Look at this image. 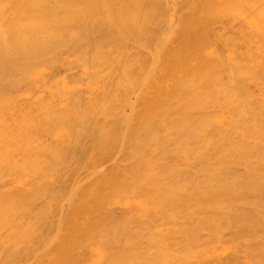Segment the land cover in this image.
<instances>
[{"label":"bare ground","instance_id":"1","mask_svg":"<svg viewBox=\"0 0 264 264\" xmlns=\"http://www.w3.org/2000/svg\"><path fill=\"white\" fill-rule=\"evenodd\" d=\"M215 1L0 0V183L28 185L18 211L0 193L2 264H264V64L209 47L206 21L240 3ZM69 56L93 94L56 80ZM131 201L146 213L117 216Z\"/></svg>","mask_w":264,"mask_h":264},{"label":"rangeland","instance_id":"2","mask_svg":"<svg viewBox=\"0 0 264 264\" xmlns=\"http://www.w3.org/2000/svg\"><path fill=\"white\" fill-rule=\"evenodd\" d=\"M217 1H219V2H221L222 0H217ZM217 1H215V3H217L218 5H220ZM227 2H230V0H226ZM225 0L224 1H222L221 3H222V5L223 4H225V2H226ZM246 1V2H245ZM247 1H249V0H240V3L238 4V7H236L235 8V10L236 9H238V11L240 12H237V11H235L234 10V7L232 8L234 11H232L231 9H230V7H228L227 6V4L228 5H230L229 3H227L226 4V8L228 7L232 12H230V11H226V10H223V12H224V14H226L225 12H228L226 15H224L223 13H221V14H219V16L220 15H223V17H222V19H219V18H217V17H219V16H217L216 18L218 19L217 20V22H215V15L214 16H212V14L210 15L209 13H212V12H208V14L210 15V16H212L213 18H214V20H212V17L208 20V21H206V22H211L212 23V25H213V23L215 24L214 26H212V27H210L211 28V30H214V32L213 31H211V33H212V40L210 39V42H211V44L209 45V47L211 48V46H212V50L213 51H215V50H217L216 52H222L223 50H221L222 48H218L217 47V45L216 44H220V46L222 45V47L224 48V50H225V53L223 52L222 53V55L224 54L225 56H226V58L227 57H233V56H237V52H238V57H240L241 55L242 56H245L246 58H248V59H254V54H255V57H256V55H257V57L259 58V60H258V63H256L257 65L255 66L256 67V69H259V68H261V66H263L262 64H264V62H263V59L262 58H260V57H264V50H262V49H260V50H262V54H260V50H259V48L261 47L262 48V46H261V43H264V39H261V38H264V37H262V36H264V22H261V24H260V21H262V15L264 16V14H262V13H264V11L262 10V11H257V9H259L260 7H261V9L264 7V5H262L261 6V4H257L256 6H258V7H256L255 6V2H256V0L254 1H252V2H250V3H247ZM260 1V0H259ZM258 1V3H260ZM237 2H239L238 0H237ZM263 2H264V0H263ZM262 2V3H263ZM231 3V2H230ZM247 4L248 6H252L251 8H249V9H252V10H248L247 11V9H248V7L247 6H243V8H244V10L245 11H247V16L246 15H243L244 13H243V11H242V8L241 9H239V5H243V4ZM255 3V4H254ZM237 4H235L236 6H237ZM244 4V5H245ZM250 4V5H249ZM252 4V5H251ZM264 4V3H263ZM232 5V4H231ZM257 8H255L254 6ZM214 6V5H213ZM215 7V6H214ZM220 7H222V6H220ZM225 6L223 5V8H224ZM232 7V6H231ZM241 7V6H240ZM217 8H219V7H217ZM227 8V9H228ZM254 8H255V10L257 11V12H259V13H257L258 14V17H260V20H259V18L256 16V15H254V17H253V15L252 14H255V10H254ZM216 9V8H215ZM222 9V8H221ZM225 9V8H224ZM264 9V8H263ZM214 11V10H213ZM216 11H218V10H216ZM220 11H222V10H220ZM244 11V12H245ZM253 11H255V12H253ZM180 12V13H179ZM230 12V13H229ZM250 12H253L251 15H250ZM215 14H216V12H214ZM213 13V14H214ZM218 13V12H217ZM220 13V12H219ZM249 13V14H248ZM174 15V14H176V15H180L181 14V10L180 9H177L176 11H174L172 8H169V12H168V15ZM246 14V13H245ZM209 15H207L206 17L208 18L209 17ZM226 16V17H225ZM246 16V17H245ZM256 16V17H255ZM206 18V19H207ZM255 18L256 19H258V21H256L255 20ZM224 19V20H223ZM239 19H241L240 20V22L239 23H237L236 21L237 20H239ZM252 19H254L255 21H253ZM264 19V18H263ZM220 20V22L218 23V21ZM250 21H252L251 23H250ZM258 24H257V23ZM210 23V24H211ZM252 23H254V24H252ZM235 24H238V26L236 25L235 26ZM209 25V24H208ZM224 25V26H223ZM251 25V26H250ZM255 25V26H254ZM228 27V28H227ZM242 27H244V29L242 28ZM261 27H262V29H261ZM256 28H257V30L261 33L262 31V35L256 30ZM235 29V30H234ZM228 30H230V31H232V32H235L236 34H241V35H238V36H240V40L239 39H233L232 37H235L234 35H236V34H234V35H232V37L230 36L231 34V32L229 33V31ZM234 30V31H233ZM249 30H251V35H252V38H250V31ZM245 32H248L247 34L249 35V37H248V39H249V42L248 41H244V39H247L246 37L248 36ZM216 33V34H215ZM224 33H226V35H224ZM233 34V33H232ZM244 35V36H243ZM245 35H247L246 37H245ZM211 36V35H210ZM216 36H217V38H216ZM237 35H236V37H238ZM243 36V37H242ZM255 36V37H254ZM241 37L243 38V39H241ZM245 37V38H244ZM231 38V39H230ZM247 39V40H248ZM242 40V41H241ZM263 41V42H260V41ZM255 41V42H254ZM259 41V42H258ZM228 42H230V43H228ZM239 42V43H238ZM257 42V43H256ZM253 43V44H252ZM256 43V44H255ZM227 44H228V46H227ZM230 44V45H229ZM238 45H239V48H238ZM243 45V46H242ZM257 48L258 47V49H256V50H254L253 51V49H255V47ZM263 45V44H262ZM219 46V45H218ZM229 46H232V47H229ZM248 46V47H247ZM215 47H217V48H215ZM250 48H252V51H251V49ZM238 49V50H237ZM264 49V48H263ZM228 50V51H227ZM248 50H250V52H248ZM230 51V52H229ZM237 51V52H236ZM255 51H257L256 53H253V52H255ZM231 53V54H230ZM243 53V54H242ZM252 53H253V55H252ZM220 54V53H219ZM227 54V55H226ZM258 54H260V57H259V55ZM253 57V58H252ZM77 60V61H76ZM262 60V61H261ZM67 61V62H66ZM82 61V62H81ZM76 63L77 65L73 68L72 66H74V65H70V63ZM84 61L82 60V59H78L77 57H75V56H69L68 58H67V60H65L64 62H62V63H60L59 65H61V66H58L57 68H59V69H54V75H55V73H56V70H58L59 71V73L57 72L56 74L57 75H55L56 76V80L57 81H61V80H66V81H68L70 84H74V81L77 79V75H78V73H79V75H78V77L80 78L81 76H82V78H78V80L79 81H81L82 83H83V88H84V90H86V91H88L90 94H93L94 92L93 91H90V89L88 88V86L86 87V84H88V82H89V78H90V72L86 69V67H84V66H86L85 65V63H83ZM261 62V63H260ZM65 63V64H64ZM66 63H68L70 66H66V68H65V65H66ZM71 63V64H72ZM73 63V64H74ZM82 63V64H81ZM260 63V64H259ZM67 64V65H68ZM81 64V65H80ZM80 65V66H79ZM83 65V66H82ZM260 67H259V66ZM77 66H79V67H77ZM259 68H258V67ZM62 67V68H61ZM69 67H71V70H69ZM64 68V69H63ZM63 69V70H62ZM262 69V71H261V73L262 72H264V67H262L261 68ZM69 71H71V72H69ZM84 72V73H83ZM71 73V74H70ZM73 73V74H72ZM65 74V75H64ZM68 74H69V77H68ZM85 74H86V76H85ZM59 75V76H58ZM76 75V77H74ZM263 75V74H262ZM59 78H58V77ZM60 76H63V77H60ZM67 76V77H66ZM71 76V77H70ZM66 77V78H65ZM73 77H74V79H73ZM84 77H85V79H84ZM68 78V79H67ZM264 76L262 77L261 76V79L260 80H254L255 82L253 83V82H250L249 83V87H250V90H251V92L252 93H254L255 94V96H256V98L258 99V102L259 103H264V96H261V94H262V88H264ZM60 79V80H59ZM73 81H72V80ZM82 79V80H81ZM256 84H258V85H256ZM43 86V85H42ZM38 87H40L39 85L36 87V89H35V91H37V92H34L33 91V93H36V94H30L31 96H33L32 97V99H35L36 97L37 98H39V97H44V95L45 96H47L46 98H50V96H51V91H49V90H51V89H49V88H47L46 89V87H44V88H38ZM262 87V88H261ZM261 88V89H260ZM42 90V91H41ZM48 90V91H47ZM41 93H43V94H41ZM46 93V94H45ZM49 96H48V95ZM37 95V96H36ZM40 95H42V96H40ZM260 95V96H259ZM262 95H264V93L262 94ZM25 96H27L26 94H25ZM36 96V97H35ZM36 98V99H37ZM13 111H14V109H12ZM13 111H11L12 113H13V115L15 114V116H16V112L17 113H20V116H23V113H21V111L23 112V109H21V110H19V112L18 111H16V109H15V113L13 112ZM12 115V116H13ZM14 117V116H13ZM13 117L11 118V121H14V122H18L19 123V121H21V117H19V115L17 116V117H14V118H18V119H20L19 121H18V119L15 121L14 119H13ZM0 119H1V117H0ZM13 119V120H12ZM2 120H0V124H2V122H1ZM11 121H8V122H11ZM4 122V121H3ZM8 122H7V124H8ZM16 122V124L20 127L21 125H22V123L19 125L18 123ZM16 124H12L13 126H15ZM6 126V125H5ZM12 126V127H13ZM17 126V127H18ZM2 127V128H1ZM1 127H0V130H2L3 129V126L1 125ZM17 127H13V130L16 128L17 129ZM22 128V127H21ZM16 129H15V131H16ZM18 130V129H17ZM21 135V134H20ZM23 135V134H22ZM9 137H11V136H9ZM20 138H22L21 136H19ZM19 138V139H20ZM20 142H21V139H20V141L19 142H17L18 143V145H21L20 144ZM17 145V144H16ZM21 151V150H20ZM17 153H18V151H16ZM15 152V153H16ZM16 153V154H17ZM19 153H21L22 154V151L21 152H19ZM18 153V154H19ZM20 154V155H21ZM22 156V155H21ZM16 158H17V160H16ZM16 158H15V154H14V159H13V161L15 160L16 162H13V164H15V163H17V162H20L21 161V157L19 156V158L16 156ZM20 160V161H19ZM5 165H7V164H5ZM5 165H3V167H5ZM8 166V165H7ZM7 168V167H6ZM6 168H3V170L5 169V171L6 170H11V169H13V167L11 168V167H8V169H6ZM11 168V169H10ZM9 172V173H8ZM7 173L8 174H6L7 176H5V177H7L6 179H5V177L3 178V180H2V182L0 183V185L2 186V188L0 187V193L2 192V191H4L5 190V193H3L2 192V195L4 196H0L1 198H3V199H5L6 200V197H7V194H8V190H9V192H10V197H13L14 195H16L15 197H17L16 199L19 201H17L16 200V203L15 204H17V205H15V206H17V207H15L16 208V210H17V208H19L20 206H21V204H22V208H23V203H21L22 201H21V199L23 200V195L22 194H20V196H19V193H18V191H20V193H26V190H27V184H26V182H25V180H23L22 178H23V175H22V173H21V170H18V171H16V174H15V171H13V173H14V175H11L12 174V172H10V171H8ZM11 173V174H10ZM9 174H10V176H9ZM20 175V176H19ZM13 176V177H12ZM16 176H17V178H16ZM22 176V177H21ZM84 176V177H83ZM89 176V173L87 172L86 173V171H84V172H82V173H80L79 174V181L81 180V177H82V181L84 182V179H87V178H85V177H88ZM12 177V178H11ZM15 178V179H14ZM4 179H5V181H7V182H3L4 181ZM12 179H14V180H12ZM60 179V178H59ZM12 182V183H11ZM2 183H3V185H2ZM11 183V184H10ZM17 184V185H15V184ZM25 183V184H24ZM10 184V185H9ZM14 184V185H13ZM21 184V185H20ZM12 185V186H11ZM24 185V186H23ZM8 186V187H7ZM11 188H10V187ZM21 187V188H20ZM69 188L71 187V185L70 186H68ZM5 188V189H4ZM17 188V189H16ZM7 189V190H6ZM15 189V191L16 190H18L17 192H16V194L14 193V195H12V193L14 192H12L11 190H14ZM2 190V191H1ZM7 193V194H6ZM17 193H18V195H17ZM1 195V194H0ZM22 195V196H21ZM8 196H9V194H8ZM19 196V197H18ZM15 197H13V198H15ZM0 198V199H1ZM8 198V197H7ZM9 200V199H8ZM48 201V200H47ZM15 202V199H13V203ZM20 204L19 206H18V203ZM135 201H131V202H129V203H125V204H117L116 205V208H115V213H116V215L117 216H120V215H123V214H126L127 212V214H131V213H137V216L138 215H144L145 213H146V210L144 209V207H143V205H140V201L139 202H135L137 205H135V203H134ZM133 206H132V205ZM14 205V204H13ZM134 206H137V208L135 207V208H128V207H134ZM14 207V206H13ZM125 207H126V209H125ZM22 208H20V209H22ZM124 208V209H123ZM128 208V209H127ZM14 209V208H13ZM141 209V210H140ZM145 211H144V210ZM15 209H14V211L16 212V213H18V214H15V216H17V218L20 216V217H23V212H21V211H19V212H17ZM24 210V209H23ZM123 210V211H122ZM141 211V212H140ZM143 211V212H142ZM122 214H121V213ZM19 214H22V216L21 215H19ZM19 215V216H18ZM133 215V214H132ZM20 217L18 218V228H20V227H22L23 226V218H21L20 219ZM55 220H56V218L54 219V223H55ZM19 222H21V223H19ZM19 224H21L20 225V227H19ZM1 227V226H0ZM17 228V229H18ZM21 229V228H20ZM56 231V227H55V229H54V232ZM1 234V233H0ZM6 235H7V233H5ZM5 234L3 233V237L4 238H2L1 237V239L4 241H6V239H5ZM1 236V235H0ZM4 241V242H5ZM2 243L1 241H0V244L2 243L3 245H0V247H1V249H2V247L4 248V244H6V243ZM22 242V238L20 239V243ZM21 245H23V242L21 243ZM17 246L19 247L20 246V244H19V242H17ZM20 248H22L21 246H20ZM2 252L4 253V249H2ZM94 250H89V251H86L85 252V254H84V257H83V259H81V260H83L82 261V263H84V264H93V263H95V261H96V259H97V257H98V254L95 252ZM6 256H8L9 255V253H4ZM86 255H87V257H86ZM92 255H93V257H92ZM5 256V257H6ZM91 256V257H90ZM4 257V258H5ZM92 258V259H91ZM93 259H95V261L93 262ZM87 261V262H86ZM92 263H91V262ZM3 263V261H0V263ZM86 262V263H85ZM1 263V264H2Z\"/></svg>","mask_w":264,"mask_h":264}]
</instances>
